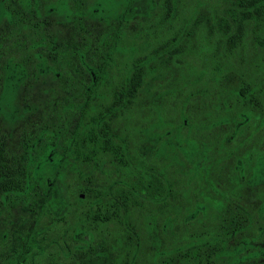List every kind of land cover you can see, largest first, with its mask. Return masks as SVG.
Masks as SVG:
<instances>
[{
  "label": "trees",
  "instance_id": "obj_1",
  "mask_svg": "<svg viewBox=\"0 0 264 264\" xmlns=\"http://www.w3.org/2000/svg\"><path fill=\"white\" fill-rule=\"evenodd\" d=\"M51 1H44L45 3L42 4L45 15L50 14L51 11L50 8L45 9L44 5ZM62 1L66 14L61 16L58 23L62 25L64 22L75 21L81 24L84 31H88L84 29L89 24L88 19L103 17L106 24L110 23L125 0H93L91 4L89 0ZM226 2L220 14L198 9L185 29H178L166 42L142 57H133L125 73L115 75L108 66L119 49L120 39H117L118 30L115 28L103 32L100 38L96 36L95 42L91 35L84 37L86 41L82 49L78 50L73 47L71 51L59 52L62 56L54 58L59 61L62 73L65 74L64 87L74 88L76 85L79 90L78 100H69L61 106V110L67 116L66 119L57 118L52 126L42 124L34 129L30 137L21 135L18 154L11 155L7 152L10 132L0 119V215L16 205L27 206L33 213V223L28 228V235L22 247L11 254L0 249V264H44L41 258L44 253L43 241L37 236L40 231L39 219L46 206L49 209L53 208L54 193H60L58 186L72 184L67 181L69 174L65 175L61 171L63 170L61 157L65 158L66 153L78 158L79 164L91 167L83 168L85 173H82V169H76L75 173H70L73 178H83L82 181L76 182L79 190L84 193V198L75 193L71 197L76 201H82L83 204L77 205L82 215H89L90 206L93 204L94 215L106 219V226L109 228L106 236V239H109L108 242L110 240L119 241L123 247H136L137 235L135 229L132 230V219H136L140 210H143V214L147 216L148 202L164 198L163 201H166L167 191L170 193L172 182L169 183L165 168H151L146 164L144 157H138L133 153L130 143L118 129L121 120L119 115L131 109L139 89L145 82L144 79L148 72L146 65L150 62H153L156 67L167 65L168 62L174 63L173 73L166 78L165 84L172 85L182 80L186 81L187 75L184 76L182 73L184 67L180 69L181 65H178V60L198 54V51L205 47L200 46L198 40L202 36L207 39L212 38V42L207 45L211 51L206 57L211 66L210 76L207 79L210 82L200 84L199 87L205 90L200 94V98H193L195 91H186L185 95L178 99L177 104L169 110L173 121H165L170 128L156 129L158 130L156 139L159 141L163 133L168 135L172 133V130H178L188 140V151L189 146L194 144L197 145V151L204 155H207L209 151L217 154L211 156L208 166L200 168L203 169L202 171L193 172L197 174L193 177L204 175L207 176L208 184H223L224 181L219 182L217 177L209 175L208 171H211L220 175L223 173L231 179L223 184L230 185L231 188L224 189L228 191L223 193L226 197L223 198L222 207L218 210L220 211L218 224L219 226L221 224L224 256L231 255L232 248L240 250L246 240H249L250 235L253 234L254 239L258 238L264 224L257 221L256 216L263 215L262 209L251 207L246 212L244 207L241 204L238 205L236 201L241 199L242 190H246L248 186L255 187L256 197H260L259 194L264 185V156L263 150H259L261 142L260 139H250L252 135L251 114L257 113L255 129L264 120V111H262L264 94L260 91L253 92L256 83V78L253 77L255 67L253 61L256 60L257 64L264 65V0H229ZM173 4L174 0L159 1L157 18L160 22H170L175 16ZM26 5H28V0L22 6ZM54 14L60 16L58 13ZM12 15L11 11L10 16L8 14V18L3 19L9 21ZM18 15L21 16L19 25L17 26L18 21H16L11 26L13 38H16L17 29L28 27L29 19L22 17V14ZM120 15H124V12ZM42 23L44 22L41 19L33 20L30 26L39 28ZM119 23L120 20L117 24ZM44 39V35H40L39 41L37 37L32 41L30 48H36ZM55 39V35L51 36L52 48L48 46L47 49L56 51L58 55L57 47L52 46L55 45ZM247 40H250L252 44L250 45ZM32 55L37 61L34 63L37 69L34 68L32 72L34 77L38 72H54L51 67L40 66L44 61L40 55ZM74 55L80 66L78 71H75V67H68L73 62ZM68 72L72 74L77 72L78 75L75 78L69 76ZM83 73L89 74L87 81L78 77ZM25 79L20 65L14 62L12 57L9 56L4 61H0V117L7 121L9 119L11 123L22 114L30 111L37 112L33 109H26V106L21 107L19 111L15 103V97L23 83L25 84ZM102 90L106 91V96H103V100L96 104L99 94L102 95ZM7 91L8 93H5ZM6 94L9 95L8 101H4ZM74 95L75 92H73ZM189 99L192 100L190 106L194 104L198 108L196 109L197 114L192 113L187 106ZM156 118L163 121L160 115ZM238 120L244 123H238L236 127ZM220 121L230 123L227 131L218 135L226 140L210 142V137L216 135L214 131L220 126L218 124ZM238 127L241 136L236 139L238 135L236 128ZM180 128L185 132H182ZM166 135L163 137L165 138ZM197 136L202 137L204 143L203 141L199 144L194 143L193 139H198ZM41 146H43V152L38 157L36 151ZM207 146L210 148L208 149ZM58 148L62 149L61 154L57 153L48 158V152L51 153L53 149ZM166 156L172 158L169 153ZM226 156L230 157L238 173L244 177L237 174L239 176L237 178L235 174L222 167L219 160ZM246 158H248L247 173L242 170L244 165L242 159L246 160ZM172 160L179 161L174 158ZM46 166L54 171L49 186L44 185V174L41 171ZM71 170L74 171V169ZM175 178L176 181L173 182L176 185L189 183L185 178L177 180L183 178L177 172H175ZM44 192L51 196L43 195ZM91 193L95 196L90 195ZM159 210L165 211L166 207H160ZM55 214L51 213L53 216ZM186 215L191 216L192 212ZM216 226L217 224L212 223L206 226L204 231L209 232ZM231 233L238 235L232 238L234 247L228 244ZM124 234L127 235L125 240L123 239ZM58 242H61L66 249L64 243L71 241L63 239ZM75 242L71 245L73 248L63 250V254L75 253V248L83 246L82 243L85 241L77 238ZM217 242L218 240H208L206 245L213 247ZM199 248L197 245L192 253ZM57 249L56 247L51 255L54 259L55 254L58 253ZM232 262L229 260L230 264H233Z\"/></svg>",
  "mask_w": 264,
  "mask_h": 264
},
{
  "label": "rangeland",
  "instance_id": "obj_2",
  "mask_svg": "<svg viewBox=\"0 0 264 264\" xmlns=\"http://www.w3.org/2000/svg\"><path fill=\"white\" fill-rule=\"evenodd\" d=\"M26 1L27 0H0V61H4L5 58L9 56L12 57V60L20 65L23 74H25V84L23 83L21 90L15 97L18 110L20 111L21 107L26 106V109L37 111H30L29 113L22 114L21 117L17 118L12 123L9 119L7 121L3 117H0V119H2L1 121L5 123L10 132V137L7 141V152L11 155L20 152L19 145L22 140L20 139L21 135L30 137L36 127L38 128L42 124H44L43 126H52L55 124L57 118L66 119L67 116L61 110V106L69 100H78L79 90L76 85L74 88L64 87V83H66L64 78L65 74L62 73L59 61L54 58L62 56L59 52L71 51L74 49L73 47H76L78 50L82 49L86 41L84 37H89L91 35L93 37V42H95L96 36L100 38L103 32L115 28L118 30L117 39H120L118 41L119 49L115 54L114 60L111 61V64L108 63V66L111 67L115 75H117V73H125L130 67L133 57H142L144 54L151 52L153 48L166 42L178 29H185L189 25L194 12L198 9H204L206 12H211L213 14H220L227 3L226 1L229 0H174L173 6L175 9V16L171 18L170 22H160L157 18L159 12L158 3L160 0H125L124 3H121L118 11L115 13L116 15L114 14L115 16L111 19L110 23L106 24L103 17L88 19L89 24L84 27V29L88 31H84L80 26L81 24L75 23V21L64 22L62 25L58 23L61 16L66 14L62 0H52L53 2L51 1L44 5L45 9L50 8L51 12L48 15L44 14L42 5L44 1L46 2L48 0H28V5L22 6ZM92 1L93 0H89L90 4L93 3ZM33 7H35V11H33ZM11 11L13 12V17H11L9 21L4 20L8 18V14L10 16ZM52 11L60 14V16L57 14L55 15ZM123 12L124 15H120ZM18 14H22V17L25 16L29 19L27 24L28 27L25 29H17L16 38H13L11 34L13 29L11 26H13L16 21H18L17 26L19 25V18L21 16L19 17ZM38 19L44 22L39 28L30 26L33 20ZM119 20L120 23L118 25L117 22ZM40 35H44L46 40L44 39L36 48H30L32 41L36 40L37 37L39 41ZM53 35H55L56 39L55 45L52 46L57 47L56 50L58 51V55L56 51H49L47 49L48 46L51 47V36ZM198 40L200 46L203 45L205 47L198 51V54H193L178 60V65H181L180 69L184 67L182 73L184 76L187 75L186 81L182 80L172 85L165 84L166 78L173 73V69L175 68L174 63L168 62L166 63L167 65L156 67L153 62H150L149 65H146L148 72L144 79L145 82L139 89L137 98L131 105V109L119 115L121 120L119 121L118 129L121 131V134L130 143V148L133 153L138 157H144L146 164L151 168L161 167L166 170L170 168L200 169L204 166H208L211 156L217 155L211 153V151H209L207 155H204L197 151V145L194 144L189 146L190 150L188 151V140L185 139L178 130H172V133L168 135L163 133L162 139H159V141L156 139L158 131L156 129L161 130L166 127L170 128V125L165 121H173L172 114L169 110L172 106L177 104L178 99L184 96L186 91H195L193 98H200V94L205 92L204 89L199 87L200 84L210 82V80L207 79L210 76L209 72L211 66L206 57H208L207 54L211 51L207 45L212 42V38L209 37V39H207L205 36H202V38H198ZM247 41L249 43L251 42L250 40ZM251 44L252 43H250V45ZM32 54H38L43 58L44 61L43 64L40 65L41 67H51L54 72H38L37 76L34 77L32 72L34 68L37 69V67L34 66V63L37 61ZM253 64L255 65L253 77L256 78V81L258 80L257 83L263 78L262 83L264 85V65L257 64L256 60L253 61ZM187 66L189 67L188 71ZM68 67H75V71H78L80 68L75 55L73 57V62H71ZM67 74L75 78L76 75H78L77 72L75 74L68 72ZM88 75V73H83L78 77L87 81ZM196 87L200 90L195 89ZM73 92H75L74 96ZM5 93H8V91ZM5 96L4 101H8L9 95L6 94ZM103 96H106L105 90H102V95L99 94L95 103L98 104L101 102ZM191 102L192 100L189 99L187 106L192 113L197 114L196 109L198 108H196L194 104L190 106ZM159 115L163 121H161L160 118H156V116L158 117ZM233 115L234 114H231V116ZM190 116H192V114H190ZM151 125H153V127ZM227 127H230V123H223L220 125L214 131L216 134L215 136L218 137V135L226 132L228 129ZM180 129L182 132H185L184 129ZM164 135H166L165 138L163 137ZM215 136H211L209 141L216 142L219 140H226L224 138L217 139ZM196 138L198 139L193 140L194 143L199 144L202 141V143H204L202 137L197 136ZM207 148L209 149L210 146H207ZM259 148H264V139H262ZM42 152L43 146L36 151L38 157ZM61 152V148L53 149L51 153L50 151L48 152V158L57 155V153L61 154ZM166 152L169 153L172 158L179 159V161H173L172 158L166 156ZM61 160V164L63 165L62 173L65 175L69 174L67 181H70L72 183L70 185H75L77 188V182L82 181L83 178H73L70 176V173H75L76 169H82V173H85L83 168L91 167L88 165L86 166V164H79L77 162L78 158L68 153L65 154V158L61 157ZM247 160L248 158H246V160L242 159V163L244 164L242 170L246 173L248 171ZM219 163H221L222 167L228 172L236 176L237 174L240 175L235 168V163L232 162L230 157H222ZM71 169H74V171L69 172L68 170ZM41 171L44 174V185L46 184L45 186H47L53 179L54 171H52V168L49 166L44 167ZM208 173L212 177H217V181L219 182L224 181L225 183V181L231 180L224 176L223 173H221V175L211 171H208ZM240 176L244 177L243 175ZM238 177L239 176H237V178ZM240 196L241 200H239V202L247 212L250 204L247 191L243 192ZM219 207L220 205L218 207H213L210 214L215 215L216 212L220 210ZM188 209L187 206L175 209V216L177 217L175 222L176 230H179L182 228V225L185 224L181 213L184 211V213H186ZM32 214V211L29 210L27 206L16 205L0 215V249L6 251L7 254H11L22 247L28 235V228L33 223ZM131 222L133 226L132 230H134L136 227L135 219H132ZM259 222H261V220ZM187 225L193 226L192 223H186L185 226ZM146 228L147 238L153 242V226L148 224ZM263 229L264 227H262L261 231H263ZM236 236H238L237 233H234L233 236L229 238L228 244L233 246L234 243L232 238ZM96 237L97 236L94 238L95 243H93V245L97 249H102L104 247L102 240ZM126 238L127 235L124 234L123 239L125 240ZM108 240L106 239V249H111L116 252L115 249L123 248V245L119 243V241L114 242L110 240L108 242ZM243 249L241 254H238V256L234 255V258H237L234 264H264V231L260 232L258 238L246 240ZM222 258L223 264H227L225 263L227 257L223 255ZM212 259V263L217 260L215 257Z\"/></svg>",
  "mask_w": 264,
  "mask_h": 264
},
{
  "label": "flooded vegetation",
  "instance_id": "obj_3",
  "mask_svg": "<svg viewBox=\"0 0 264 264\" xmlns=\"http://www.w3.org/2000/svg\"><path fill=\"white\" fill-rule=\"evenodd\" d=\"M263 78L260 82L255 83L254 93L262 92L264 94V85L262 83ZM264 111V104L263 110ZM257 113L251 114V128L252 135L250 139H264V120L260 123L259 127H255V117ZM227 122H218L219 125ZM238 123H244L241 120ZM248 123V122H247ZM249 124V123H248ZM239 127L236 128L237 136L239 139L241 136L239 132ZM217 139H223L218 137ZM195 140V139H193ZM260 150V148H259ZM263 156H264V148ZM183 170V171H181ZM198 170L203 169H174L170 168L164 170L167 172L168 181L170 185V193L167 191L166 201L156 200L148 202V214L145 216L143 210H140V214L136 217V247L128 248L123 247L120 249H106V236L109 229L106 226V219L102 217H96L94 215V206H90L91 213L89 215H82L80 212L78 204H83L82 201H76L72 199V194L75 193L79 197L84 198V193L79 190V187L67 184L65 186L60 185V193H54L55 199L52 201L54 206L52 209L44 208L43 215L39 219L40 231L37 236L41 241H43L44 253L41 256L44 264H223V245H222V232L221 224L219 226V214L220 211L216 212L215 215L210 214L211 209L215 206L222 207L224 195L227 193L228 189L231 188L230 185L223 184H208L206 182V177H193L197 174ZM63 172V170H61ZM69 172L72 170H68ZM175 172L183 178H178L177 180L186 179L189 183L185 184H175L176 181ZM191 173V175H188ZM193 181V182H191ZM48 184L47 186H49ZM178 187V188H176ZM76 189V190H75ZM248 189V190H247ZM232 190V189H231ZM225 191V192H223ZM233 191V190H232ZM247 194L249 196V208H261L262 216H256V220L264 224V185L263 190H261L260 197H256L257 189L255 187H246ZM242 190V192H246ZM231 191L229 190V193ZM260 192V191H259ZM224 193V194H223ZM232 193V192H231ZM234 193V191H233ZM43 195L50 197L48 193L44 192ZM90 195L95 196L94 193ZM241 200V199H240ZM253 202V203H251ZM142 203V200L140 204ZM236 203L241 204L237 199ZM187 206L189 209L186 213L182 212L181 216L186 223H192L193 226L182 225V228L176 230L175 222V209ZM81 207V206H80ZM160 207H166L165 211H160ZM207 208V209H206ZM196 213L193 215L194 211ZM192 212L191 216L187 217V213ZM51 213H56L54 216ZM79 213L81 215H79ZM200 215V217H199ZM214 216V217H212ZM145 217V218H144ZM212 223L217 224L215 229H210L209 232H205L206 226L212 225ZM151 224L153 226V242L147 238L146 226ZM264 227V226H263ZM264 231V229H263ZM260 231V232H263ZM234 233H231L230 237ZM260 234V233H259ZM253 235V234H252ZM250 235V238L253 236ZM99 238L102 240L103 248L97 249L94 247V238ZM77 238H82L85 242H81L83 246L75 248V253H68L69 255L63 254V250H70L71 245H73ZM70 240L71 242H65L64 249L59 240ZM53 242H48V241ZM204 240V241H203ZM208 240H218V242L213 247H208L206 245ZM200 241V242H199ZM93 245V246H92ZM199 245V249L192 253L193 248ZM56 247L58 248V253L55 254V259L51 255L55 252ZM210 250V251H209ZM243 247L238 250L237 248H232L233 253L227 257L225 263L230 264L229 260H233V264L237 260L234 255L238 256L243 251ZM209 253L207 254V252ZM207 254V255H206ZM215 257L217 260L212 263V258Z\"/></svg>",
  "mask_w": 264,
  "mask_h": 264
}]
</instances>
